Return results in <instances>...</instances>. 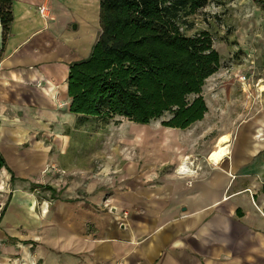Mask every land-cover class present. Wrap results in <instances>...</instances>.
I'll return each instance as SVG.
<instances>
[{
	"label": "crops",
	"instance_id": "0c3cea01",
	"mask_svg": "<svg viewBox=\"0 0 264 264\" xmlns=\"http://www.w3.org/2000/svg\"><path fill=\"white\" fill-rule=\"evenodd\" d=\"M67 2L12 0L0 51L7 165L0 174L8 188L0 200V264H264V144L255 145L245 125L220 166L211 162L218 139L230 134L212 128L206 99L208 112L186 129L195 136L180 151L178 163L187 162L191 174L180 175L175 163L164 179L141 178L137 166H127L109 195L93 173L68 177L63 186L38 183L49 155L70 145V66L89 58L100 34L99 8L97 22L88 21L82 4L74 10ZM73 21L80 25L70 32ZM80 26L84 39L75 34ZM202 137L210 142L201 149ZM38 188L52 197H35Z\"/></svg>",
	"mask_w": 264,
	"mask_h": 264
},
{
	"label": "rangeland",
	"instance_id": "374dc122",
	"mask_svg": "<svg viewBox=\"0 0 264 264\" xmlns=\"http://www.w3.org/2000/svg\"><path fill=\"white\" fill-rule=\"evenodd\" d=\"M68 2L74 10L82 4L81 14L88 21L97 22L99 0ZM77 24L73 21L69 31L73 32ZM183 31L187 37L208 32L220 56V68L207 81L203 93L211 108L212 128L226 131L234 140L235 134L249 125L256 135L254 144H264V0H208L204 8L187 19ZM75 34L85 38L81 26ZM170 118V114H165L141 126L117 117L106 122L76 117L68 150L49 155L48 163L38 174V183L45 178L48 186L55 185L57 180L63 186L68 177L85 179L93 173L106 181L104 188L109 195L121 169L127 166H137L141 178L154 174L155 179H164L175 163L180 166V151L190 146L195 136L194 131L163 128L162 123ZM200 139L201 149L210 142V138ZM56 143L53 139L49 141L51 145ZM188 161L193 164V159ZM198 162L203 166L207 163L204 158ZM3 182L0 174V200L6 192ZM86 187L83 184L78 193L82 195ZM33 194L52 197L39 188Z\"/></svg>",
	"mask_w": 264,
	"mask_h": 264
},
{
	"label": "trees",
	"instance_id": "16d2710c",
	"mask_svg": "<svg viewBox=\"0 0 264 264\" xmlns=\"http://www.w3.org/2000/svg\"><path fill=\"white\" fill-rule=\"evenodd\" d=\"M207 2L99 0V37L89 58L69 69L70 113L141 126L170 114L163 128L179 130L201 122L208 112L203 90L218 72L220 56L208 32L187 37L183 27ZM0 21L4 44L12 0H0Z\"/></svg>",
	"mask_w": 264,
	"mask_h": 264
},
{
	"label": "bare ground",
	"instance_id": "6f19581e",
	"mask_svg": "<svg viewBox=\"0 0 264 264\" xmlns=\"http://www.w3.org/2000/svg\"><path fill=\"white\" fill-rule=\"evenodd\" d=\"M231 142L232 140L230 135H222L218 139L216 150L210 154V161L214 164L220 165L222 161L231 153ZM178 173L180 175H189L192 173V170L187 162H183L178 168Z\"/></svg>",
	"mask_w": 264,
	"mask_h": 264
},
{
	"label": "water",
	"instance_id": "95a60500",
	"mask_svg": "<svg viewBox=\"0 0 264 264\" xmlns=\"http://www.w3.org/2000/svg\"><path fill=\"white\" fill-rule=\"evenodd\" d=\"M2 47H3V28L0 21V51L2 50Z\"/></svg>",
	"mask_w": 264,
	"mask_h": 264
},
{
	"label": "built area",
	"instance_id": "2783aa9c",
	"mask_svg": "<svg viewBox=\"0 0 264 264\" xmlns=\"http://www.w3.org/2000/svg\"><path fill=\"white\" fill-rule=\"evenodd\" d=\"M39 10H40V13L43 14L46 11V8L45 7H41ZM244 80H245V78L243 79V81Z\"/></svg>",
	"mask_w": 264,
	"mask_h": 264
}]
</instances>
